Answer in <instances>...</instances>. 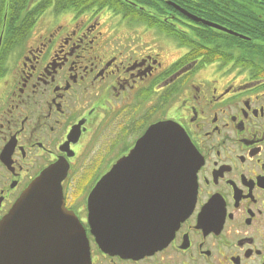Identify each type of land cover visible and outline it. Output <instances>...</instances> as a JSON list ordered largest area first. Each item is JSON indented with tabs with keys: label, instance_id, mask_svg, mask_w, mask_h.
Here are the masks:
<instances>
[{
	"label": "flooded vegetation",
	"instance_id": "1",
	"mask_svg": "<svg viewBox=\"0 0 264 264\" xmlns=\"http://www.w3.org/2000/svg\"><path fill=\"white\" fill-rule=\"evenodd\" d=\"M9 7L0 0V220L63 162L62 197L86 229L90 264H264V68L226 57L178 63L186 51L167 62L166 46L133 42L93 7L52 10L64 17L36 26L40 15L2 51ZM160 121L175 122L196 151L193 208L164 246L137 257L105 252L89 227L90 192ZM139 172L148 176L129 200L145 206L156 171Z\"/></svg>",
	"mask_w": 264,
	"mask_h": 264
},
{
	"label": "water",
	"instance_id": "2",
	"mask_svg": "<svg viewBox=\"0 0 264 264\" xmlns=\"http://www.w3.org/2000/svg\"><path fill=\"white\" fill-rule=\"evenodd\" d=\"M174 5L194 21L234 32ZM187 134L173 121L152 125L121 160L94 184L88 199L92 234L102 250L142 256L167 244L194 205L198 161ZM156 174L149 204H134L137 181ZM67 166L45 169L0 220V264H90L86 229L64 204L62 180ZM153 175V174H152ZM154 193V195H153Z\"/></svg>",
	"mask_w": 264,
	"mask_h": 264
},
{
	"label": "trees",
	"instance_id": "3",
	"mask_svg": "<svg viewBox=\"0 0 264 264\" xmlns=\"http://www.w3.org/2000/svg\"><path fill=\"white\" fill-rule=\"evenodd\" d=\"M9 1L10 20L1 42L2 51L7 42L13 43L12 46L20 44L38 17L49 8L57 13L72 8L78 13L93 7L100 11L109 9L124 19L156 27L159 32L173 37L187 50L178 63L190 59L210 63L226 57L246 66L264 68V0H37L30 7V0ZM169 1L247 38L204 26L181 13ZM231 11L234 16H230ZM183 25L186 30L179 29Z\"/></svg>",
	"mask_w": 264,
	"mask_h": 264
},
{
	"label": "rangeland",
	"instance_id": "4",
	"mask_svg": "<svg viewBox=\"0 0 264 264\" xmlns=\"http://www.w3.org/2000/svg\"><path fill=\"white\" fill-rule=\"evenodd\" d=\"M37 0H30L29 7L34 4ZM52 9L50 10L47 9L41 16L39 20H37L36 26L39 25V23L42 21V19H47L50 16H57L56 18H63L64 15L60 14H55L53 15ZM70 13H77L75 10H72V8L68 11ZM100 21L104 22L105 24L108 25H113V27H123L122 30L124 31V27H127L128 35L129 37L135 35L134 39L132 40L133 42H137L139 45H155L157 48H160L162 46L167 47V51L165 52L164 58L169 62L171 60L174 61L177 59L181 54H183L186 50V47L178 45L177 41L171 37L166 35L164 32H159L156 27L152 26H147V24H144L142 22L138 21H130L129 19H123L120 14H115L113 11L109 9H104L103 14L100 17ZM35 26V27H36ZM131 27H138L141 28L140 31L138 30L139 33H131L130 29ZM144 30L145 32L142 34L141 31ZM177 54V55H176Z\"/></svg>",
	"mask_w": 264,
	"mask_h": 264
}]
</instances>
